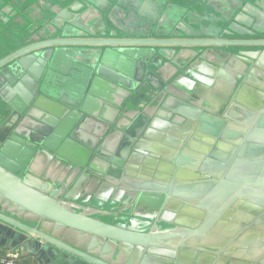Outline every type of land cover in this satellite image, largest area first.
<instances>
[{
	"label": "water",
	"instance_id": "water-1",
	"mask_svg": "<svg viewBox=\"0 0 264 264\" xmlns=\"http://www.w3.org/2000/svg\"><path fill=\"white\" fill-rule=\"evenodd\" d=\"M176 1L35 0L37 17L0 39L11 110L0 120V249L39 264H264V0H211L208 14ZM117 74L132 78L123 117L150 100L114 155L105 139L86 169L95 148L77 144L82 122L70 125ZM30 105L26 117L70 113L59 158L47 128L11 126ZM40 146L60 159L57 181L32 168ZM176 207L199 224L160 230ZM130 208L138 220L114 225Z\"/></svg>",
	"mask_w": 264,
	"mask_h": 264
},
{
	"label": "crops",
	"instance_id": "crops-1",
	"mask_svg": "<svg viewBox=\"0 0 264 264\" xmlns=\"http://www.w3.org/2000/svg\"><path fill=\"white\" fill-rule=\"evenodd\" d=\"M34 4L35 0H0V39L5 37L6 32L8 33L10 32V29L13 30L17 28L25 20H32L37 17L38 11ZM111 31H113V29ZM117 75V81L101 78V81L96 84L95 93L88 97V101L85 105H82L85 107L86 113H82L79 117H77L74 121L75 123L71 124L69 129V131L77 129V126L80 122H82V127L76 134L77 139L84 144L91 145L97 144L98 142L102 144L106 139L107 146L104 153L109 157L117 150L123 137H126V132L133 123L131 119L136 117V114L134 113L142 110L146 106L145 103H149L150 100L148 96L140 98L136 101V106H139L140 104L142 106L135 107L136 109L134 108V111L129 109L124 110L126 117H123L122 108L119 104L123 101L127 93L126 87L124 86L131 84L132 78L129 75ZM184 98L187 100L188 96L185 95ZM15 101L19 102L18 95H13V98L10 100L13 104ZM29 107L30 106H28L25 110L22 109L21 112H26ZM160 110H162V106L156 104L151 108H148L147 111L150 113H156ZM76 111L80 112V109ZM127 115L130 116V118H127ZM70 118V113L68 112H62L56 116L43 113L38 110H32L28 117H26L23 112L15 125H11L13 129L18 127L20 123L25 124L29 127V129L37 131H41L43 127L47 128L45 131L46 137L42 140V142L46 140L47 144L52 142L55 146L50 147L53 151L51 149L39 147V151L35 154V156H37V161L32 168L38 174L46 173L45 176L48 179L55 178L57 181V173L64 169L61 167L62 165L60 162L57 161L58 158L52 155L50 151L54 152L58 147L57 145L62 141L60 133L68 129V126L71 123ZM85 118H87V120H85ZM22 130H24V128ZM25 131H27V129H25ZM151 131H153V129ZM6 158L9 159L10 156H6ZM32 160H34V158ZM58 160L60 161V159ZM59 174L60 172L58 175ZM3 250V248L0 249V254ZM18 264L39 263L28 254H23L18 261Z\"/></svg>",
	"mask_w": 264,
	"mask_h": 264
},
{
	"label": "flooded vegetation",
	"instance_id": "flooded-vegetation-1",
	"mask_svg": "<svg viewBox=\"0 0 264 264\" xmlns=\"http://www.w3.org/2000/svg\"><path fill=\"white\" fill-rule=\"evenodd\" d=\"M172 1V3H174V4H176L178 1H176V0H171ZM209 1H211V0H203V2L204 3H201V5L199 6L198 5V3L200 2V0H186V4H184V5H188V6H190L191 8H192V10L193 11H195V12H197V11H199V12H203V13H206V14H208V13H211V9H208L207 7H208V2ZM179 3V2H178ZM120 34V33H119ZM225 86L228 88V85H225L224 84V89H225ZM196 92H197V90H196ZM230 94H232V93H229V94H226L225 92H224V110H225V108H226V106H227V102L229 101V97H230ZM196 95H197V93H196ZM30 107H31V105H30ZM6 109H7V107L6 106H3L2 105V103L0 102V120L5 116V114L8 112V111H11V110H7L6 111ZM4 125V124H3ZM2 125V126H3ZM1 129V128H0ZM10 135V133H8V135L7 136H9ZM66 139H68L67 137H66ZM64 140V139H63ZM63 140L57 145L58 147L55 149V151L53 152L57 157H58V155H57V153L56 152H59V151H61V145H62V143H63ZM76 142H77V144H79V146H81L82 148H84V147H86L85 145H83V143L82 142H80L78 139L76 140ZM44 143H46V140L44 141ZM44 143H42V144H44ZM145 144H147V142H145ZM48 146H50V147H54L55 145H54V143H50L49 142V144H48ZM88 146L89 147H94L95 149L93 150V151H91L90 152V155H88L89 153L88 152H85L84 153V156H86V155H88L87 156V158L85 157V159H86V161L83 163V167L84 168H89L90 167V164L95 160V158H96V152H97V149H99V147L101 146L100 145V142H98L97 144H88ZM142 146V145H141ZM146 146V145H145ZM40 148H44V147H42V146H40ZM39 149V148H38ZM85 149V148H84ZM39 151V150H38ZM138 152L139 153H137V154H140L141 153V151L138 149ZM65 154V153H64ZM77 157H80L78 154H77ZM59 158V157H58ZM159 160H160V157H159ZM125 163H126V161H124ZM124 163V164H125ZM123 164V165H124ZM127 164H125V166H126ZM122 172V171H121ZM181 171H179L178 173H180ZM195 175H198V174H195ZM124 177H127V175H124ZM112 179H114L113 177H112ZM69 191V189L68 188H66L65 189V192H68ZM85 192L84 191H82L81 193H78L77 194V202H80L81 204H85V205H87V203L90 201L89 199V197H91L90 195L88 196L87 195V199L88 200H85V203L84 202H82V200H78V199H80V197H84L85 196ZM87 202V203H86ZM122 203L123 204H125V205H128L129 203H130V200L129 199H125V200H122ZM146 204H144L143 206H141V207H138L137 208V210H135V211H138L137 213H141L142 211H144V210H146ZM126 210H128V209H126ZM130 210H131V213H130V215H128L127 216V219L125 220H115V221H113V224L114 225H123V226H130L131 225V223H130V221L131 220H134L135 221V219H136V221L138 220V217H134L133 216V212H134V208H130ZM179 209L176 207V208H172V211H173V214L170 216V215H164L163 216V221L164 222H166V223H162V221H160L159 223H158V225L157 226H159V228H160V230H169V229H173V228H175L177 225H179L178 223H182V221L183 220H187L188 221V226L189 227H191V228H195L198 224H199V221H200V218H202V216H198V215H193V216H191V215H183L180 211H178ZM141 211V212H140ZM142 214V213H141ZM143 215V214H142ZM143 221H145V222H149V224H152L153 223V220H150V219H146L145 217H144V219H143ZM222 222H224V219H222Z\"/></svg>",
	"mask_w": 264,
	"mask_h": 264
},
{
	"label": "built area",
	"instance_id": "built-area-1",
	"mask_svg": "<svg viewBox=\"0 0 264 264\" xmlns=\"http://www.w3.org/2000/svg\"><path fill=\"white\" fill-rule=\"evenodd\" d=\"M22 255L21 249H4L0 254V264H18Z\"/></svg>",
	"mask_w": 264,
	"mask_h": 264
}]
</instances>
